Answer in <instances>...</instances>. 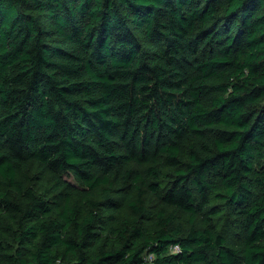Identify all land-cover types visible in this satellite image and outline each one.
<instances>
[{
  "label": "trees",
  "instance_id": "obj_1",
  "mask_svg": "<svg viewBox=\"0 0 264 264\" xmlns=\"http://www.w3.org/2000/svg\"><path fill=\"white\" fill-rule=\"evenodd\" d=\"M0 264H264V0H0Z\"/></svg>",
  "mask_w": 264,
  "mask_h": 264
},
{
  "label": "built area",
  "instance_id": "obj_2",
  "mask_svg": "<svg viewBox=\"0 0 264 264\" xmlns=\"http://www.w3.org/2000/svg\"><path fill=\"white\" fill-rule=\"evenodd\" d=\"M178 251H179V246H177V245H174V246L171 248V252H173V253H176V252H178ZM146 258H147V260H150V259H151V256L148 255V256H146Z\"/></svg>",
  "mask_w": 264,
  "mask_h": 264
}]
</instances>
